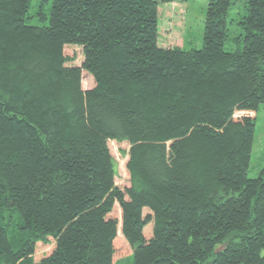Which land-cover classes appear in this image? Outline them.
Wrapping results in <instances>:
<instances>
[{
  "label": "trees",
  "instance_id": "1",
  "mask_svg": "<svg viewBox=\"0 0 264 264\" xmlns=\"http://www.w3.org/2000/svg\"><path fill=\"white\" fill-rule=\"evenodd\" d=\"M31 1L0 0V264H114L119 237L133 264H264V0L233 37L208 0L192 49L158 44L159 4L186 0H39L41 24Z\"/></svg>",
  "mask_w": 264,
  "mask_h": 264
},
{
  "label": "rangeland",
  "instance_id": "2",
  "mask_svg": "<svg viewBox=\"0 0 264 264\" xmlns=\"http://www.w3.org/2000/svg\"><path fill=\"white\" fill-rule=\"evenodd\" d=\"M232 6L228 15V28L231 36L238 34L242 29L238 21L246 13L244 0H232ZM39 0L31 1L29 22L41 24L37 16H34L38 8ZM208 0H186L184 2H165L159 4V37L158 44L163 47L181 46L184 49L200 48L203 46V37L205 31V18ZM47 7V6H46ZM227 50H236L237 44L231 40L226 43ZM65 53L74 57L72 63L80 65L83 60V53L80 46L68 45L65 47ZM94 84L93 77L83 71V87H90ZM256 124L254 130V141L252 154L248 169L250 177H257L261 174L264 167V102L259 104L255 111ZM112 154L116 159L118 184L127 185L129 183V173L126 168L127 156L123 155L122 149H128L127 142L111 141L109 143ZM113 215H119L118 209H115ZM117 260L114 264H133L132 250L123 237L117 238L116 242ZM53 241L45 244L38 243L34 254L35 259H39L48 254L53 248Z\"/></svg>",
  "mask_w": 264,
  "mask_h": 264
}]
</instances>
